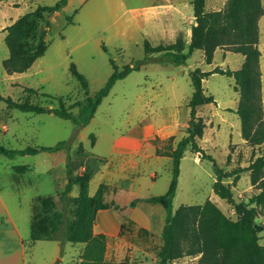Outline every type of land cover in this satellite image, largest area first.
<instances>
[{
	"label": "rangeland",
	"instance_id": "374dc122",
	"mask_svg": "<svg viewBox=\"0 0 264 264\" xmlns=\"http://www.w3.org/2000/svg\"><path fill=\"white\" fill-rule=\"evenodd\" d=\"M12 1L19 4L8 9V17L14 18L38 6H53L58 0ZM150 1L68 0L60 11L46 17L50 25L43 56L35 60L28 74L16 78L9 92L3 81L0 82V92L9 94L16 102L28 101L55 108L57 102L43 97L44 93L62 99L65 106L70 107L85 97L78 81L69 73L70 64H74L88 83L89 95L94 94L112 72L110 60L120 69L144 59V40L153 46L172 42L150 34L143 22V10L137 18L133 17V8L147 6ZM261 4L264 9V0ZM67 18H71L70 24H66ZM184 25L188 27L186 19ZM258 30L264 112V14L258 22ZM1 43L0 58L8 57V50ZM240 59L238 54L218 50L207 65L203 53L195 51L184 65L175 67L156 56L144 63L140 70L117 81L97 107L89 124L81 128L51 113H24L8 109L1 102L0 146L21 150L69 142L68 150L58 153L24 154L12 159L0 155V192L25 240L27 264H78L80 261L83 245L60 243L59 233L54 235V241H30L31 216L41 213L38 197H51L55 211H63L67 217H73V206L64 208L60 200L66 183L65 157L68 156L72 178L85 173L90 175L88 192L91 194L102 181L99 172L107 163L104 159L110 158L114 143L119 148L141 143L143 147H157L160 151L173 149L185 136L188 122L186 105L192 93L188 72L197 68L207 72L216 67L234 71ZM2 73L4 69L0 61V77ZM202 87L205 94L213 97L214 104L196 109L206 124L198 145L226 171L241 170L234 181L229 178L224 183L230 187L236 202L247 201L258 190L250 184L249 172L244 169L256 157L264 155V145L250 147L240 136V123L232 112L237 106L238 94L233 90L231 78L212 74L203 80ZM24 88L34 89L36 93H27ZM71 112L75 113L76 109H71ZM170 131L174 132L171 137L161 138ZM15 166H25L28 170L19 174ZM117 169L115 165V171ZM169 182L170 160L159 156V159L147 161L145 167L141 165L139 169L126 164L123 174L118 172L115 176V186L104 183L108 186L104 201L115 204L120 219L116 237L106 238L110 256L105 260L157 264L161 228L152 218L157 219L158 215L165 213L158 205L138 202L131 208L129 203L134 199L165 194ZM213 182L211 163L187 149L180 161L172 210L180 205H201L209 200L226 216L235 219L232 208L213 193ZM78 193V186H74L69 195L75 197ZM255 223L262 228L258 235L259 243L264 245V209ZM196 261L197 257H184L172 264H195Z\"/></svg>",
	"mask_w": 264,
	"mask_h": 264
},
{
	"label": "trees",
	"instance_id": "16d2710c",
	"mask_svg": "<svg viewBox=\"0 0 264 264\" xmlns=\"http://www.w3.org/2000/svg\"><path fill=\"white\" fill-rule=\"evenodd\" d=\"M3 1V0H0ZM68 0H58L53 6H38L34 10L19 16L4 29L3 42L8 50V57L2 61V66L8 75L26 72L32 64L43 56L46 50L45 36L49 29L48 15L57 13ZM194 21L190 26L189 41L186 43L180 37L169 45H151L143 41L144 59L118 68L110 60L112 72L105 84L94 94L89 95L88 83L70 64L69 73L79 84L84 99L66 107L62 99L42 94L57 102L55 108H45L39 104L16 102L10 97L0 95V103L8 109L24 113H51L55 117L71 122L81 128L89 124L97 107L109 94L113 85L124 79L129 73L140 70L141 66L154 57L160 56L167 63L178 67L185 64L193 52L201 51L205 64L209 65L215 50H223L242 57V63L237 70L213 68L204 72L194 69L188 72L192 88L187 102L189 110L185 136L173 149L160 151L156 147L155 154L170 160V182L168 190L160 196L134 199L129 206L143 202L160 206L165 215L160 233V247L156 253L157 264H172L184 257H197L195 264H264V245L259 243L258 233L262 231L255 223L256 218L264 209V155L256 157L244 171L249 172L250 184L258 193L247 201L236 202L232 191L224 183L226 179L237 178L241 170L226 171L218 166L215 160L199 147L198 140L204 134L206 124L198 116L196 109L204 105L214 104L211 95L205 94L202 82L212 74H219L233 80V90L238 94V102L232 112L240 123V136L250 147L264 145V112L261 100L260 56L258 49V22L264 14L261 0H226L219 11L205 10V0H191ZM71 18L66 19L70 24ZM105 51V49H103ZM159 60V59H158ZM35 94L36 90L23 89ZM76 109L75 113L71 109ZM69 142L61 141L51 147H25L21 150L7 149L0 146V155L9 159L18 155H35L40 152L56 153L67 151ZM200 154L202 159L211 163L214 182L213 193L228 204L235 219L226 216L214 203L207 200L201 205H180L172 210L179 177L180 161L186 150ZM65 163L66 183L60 195L64 208L73 206L72 218L65 213L54 210L51 197H38L41 213L32 214L30 222V241H54V235L59 233L60 243L82 244L78 264H126L105 260L106 237L104 234H93L92 228L98 210L113 208L114 203H105L104 198L108 186L100 184L94 195H88L89 174L72 178L68 164ZM15 171L23 174L25 166H15ZM74 186L79 193L75 197L69 194ZM43 214V215H42Z\"/></svg>",
	"mask_w": 264,
	"mask_h": 264
},
{
	"label": "crops",
	"instance_id": "0c3cea01",
	"mask_svg": "<svg viewBox=\"0 0 264 264\" xmlns=\"http://www.w3.org/2000/svg\"><path fill=\"white\" fill-rule=\"evenodd\" d=\"M190 1L191 0H151L147 6L136 7L131 11L133 13V17L137 18V15L140 14V10H143V22L152 36L158 35L161 38L171 39V43H174L177 38L183 37L185 39V42L188 43L190 26L194 21L192 10L190 11L189 15V10L192 9ZM225 2L226 0H205V10L208 12L219 11L220 9H222ZM18 5L19 4L16 1L12 0L0 1V49L2 48L1 41L3 42L4 29L19 17H8V9H10L11 7H18ZM185 19L187 20L188 27H185L184 25ZM216 52H218V50H215L214 54ZM226 53L231 54L230 52ZM6 58L7 56L4 55L2 56V58H0V61H3ZM241 63L242 57L240 59L238 68L240 67ZM33 65L34 63L26 72L19 75L17 73L8 75L4 70V73H2L0 77V82L3 81L4 86H6L9 92L11 84L16 83V78H20L21 76L28 74V72L33 68ZM0 95L2 97H10V95L6 93L3 94L0 92ZM171 134H174V132L170 131L169 133H166V135H163L161 138L171 137ZM155 149L156 147L152 146L143 147L141 143L136 146L132 145L130 147L129 145H127L119 148L117 147V144L114 143L112 146L111 154L109 156L110 158L104 159L107 161V163H105L104 168L99 172L102 179L101 183L115 186V176L118 174V172L120 174H123L126 164H131V166H133V169H139L141 165L145 167L147 161H151L152 159H159V156L155 154ZM63 161L65 163L66 157ZM115 165L118 166L117 171H115ZM101 183H99L98 186ZM97 188L91 194H89L88 192V195H94ZM158 216L159 218L154 219L153 217L152 220L154 222H157L162 229L164 215L161 214V216ZM119 220V216L113 208L98 210L95 216L93 231L95 234H104L106 238H115L119 230ZM109 256V249L108 246H106L105 257L108 259ZM0 264H27L25 240L21 235L15 219L13 218L11 212L7 207L1 195V192Z\"/></svg>",
	"mask_w": 264,
	"mask_h": 264
}]
</instances>
